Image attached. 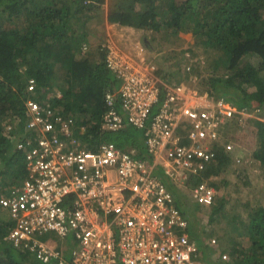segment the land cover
Listing matches in <instances>:
<instances>
[{"label":"built area","instance_id":"built-area-1","mask_svg":"<svg viewBox=\"0 0 264 264\" xmlns=\"http://www.w3.org/2000/svg\"><path fill=\"white\" fill-rule=\"evenodd\" d=\"M105 48L118 88L104 94L100 131L140 132L145 154L101 139L89 146L78 138L76 118L26 99L17 150L27 174L20 184L0 188V211L11 223L6 239L37 264H204L188 220L155 172L161 168L183 186L206 169L215 157L212 145L221 143V130L237 110L206 91L170 84L155 65L111 42ZM34 87L29 79L27 91ZM179 127L186 130L181 137ZM220 145L233 151L231 143ZM207 180L191 188L192 199L204 206L215 196ZM50 236L71 242L68 258ZM200 242L216 245L205 237ZM211 259L228 263L231 257L225 252Z\"/></svg>","mask_w":264,"mask_h":264},{"label":"trees","instance_id":"trees-1","mask_svg":"<svg viewBox=\"0 0 264 264\" xmlns=\"http://www.w3.org/2000/svg\"><path fill=\"white\" fill-rule=\"evenodd\" d=\"M165 1V9L160 11L161 0H0V188L20 184L27 174L22 153L17 150V139L25 133L26 99L43 106L61 107L77 119L79 115L85 118V131L80 138L89 146H95L101 139L118 147L134 146L139 154H145L140 137L131 130L117 133L99 130L105 111L104 94L114 89L107 74H113L107 67L106 40L92 49L85 26L88 18L106 5L113 12L108 14L110 22L151 33L168 26L174 36L191 33L194 44L188 50L193 55L199 51L207 53V65L200 67L193 62L190 70H185L187 63L181 61L177 78L174 76L172 81L192 86L190 80L201 77L197 83L200 91L208 92L214 99L224 98L236 108L235 115L221 130L226 139L233 128L246 120L240 112L256 113L248 117L249 129L257 137L251 162L257 161V181L262 184V191L258 192L260 195L264 192V0ZM143 45L150 48L149 42L144 41ZM29 79L34 80L35 86L31 93L27 91ZM212 147L215 155L212 163L182 186L191 193L192 187L209 179L208 185L215 190L210 206L183 195L167 177L155 172L172 196L176 209L189 223L194 210H209L208 222L210 219L212 222L215 213L223 210V201L217 200L216 192L226 188L234 178L245 185L251 182L249 163L234 164L230 153L216 144ZM220 172L225 174L224 178L213 180ZM256 198L250 196L252 202L243 205L248 219L243 224L244 234L235 227L239 216L233 214L226 220L238 240L252 238L246 249L232 251L234 264H264V204ZM190 200L196 203L195 209L189 210L183 204ZM10 225L0 221V264H30L31 257L15 250L7 241ZM188 232L199 248L203 247L190 227ZM208 257L209 261L202 255L204 264L230 263L213 262L209 252Z\"/></svg>","mask_w":264,"mask_h":264},{"label":"rangeland","instance_id":"rangeland-1","mask_svg":"<svg viewBox=\"0 0 264 264\" xmlns=\"http://www.w3.org/2000/svg\"><path fill=\"white\" fill-rule=\"evenodd\" d=\"M174 1L176 3H180L182 0H174ZM165 2H166L165 0H161L159 7H162L163 9H159L160 11L165 9ZM160 16L161 18H165L163 14H161ZM169 28L170 26L164 27L160 32L151 34V38H152L151 44L153 43L154 47L156 48V52H154L153 54L156 56L154 60L155 64L153 65H155L157 69L159 68L161 72V76L163 78H165L164 73H168V76L171 79H174V76L177 78L176 73L178 69H181L179 68L181 63L184 65L185 63L187 64H191L193 62L194 64L199 63L200 67L207 65V62H206L207 53H203L199 51L196 55H193L191 51L189 52L188 50L189 47L194 44L193 43L194 38L189 31L187 33H177L176 36H174L172 35V32L170 31ZM134 32H135L134 34L135 40H138L139 42H141L143 37L147 39H149L148 37H150L148 36V34L145 35L146 32H143V31L135 30ZM142 44L136 46L135 58L138 61H139V57L142 60L145 59L144 52H143L144 50L141 51L140 54H138V51H140L141 48L143 49ZM186 52L189 53L191 60L190 59L183 60V55ZM107 75L110 76L111 81L115 82V77L113 75L109 73ZM202 75L205 77L206 74L202 73ZM200 79L201 77L199 78V80ZM166 80H168L170 84H174L169 79L166 78ZM199 80H196V79L190 80L192 82V86L190 87L201 89L197 85ZM113 87L114 89H117L118 84L113 83ZM254 116H256V113H253V112L245 114L244 118L246 120H244L240 126H237V128H233L234 130L230 134V138L234 143L233 144L234 152L239 154L238 156H241L242 158H244V160L248 161V162L246 161L247 163H249L247 167L249 170V177L251 179V182L245 185L244 183L239 181L237 178H234L232 182H229V183L226 182L227 183L226 185H228L226 188L224 189L220 188L216 192L217 200L219 201L221 199V201H223V204H221V207L223 206V210L221 211V213L219 212L214 217V220L212 222L210 221L211 219L208 222V219L210 218L209 210H200V211L194 210L192 214H190L191 217L189 221L191 222L192 228L195 230L193 232H195L198 238H200L199 240H202L204 237L208 239L215 237L214 239L217 243L218 242L217 237H218L224 240V243L230 244V247L228 250L231 253L232 251H234V249L237 250V248L246 249L252 242V238L250 236H247V237H243L241 240H238V236H236L235 232L232 231V229L228 226V224L226 223V220H228L233 214L236 216H239V219H238L239 222L237 223L238 226L236 225L235 227H238L241 233L244 234L243 224L248 219H246V215H245L246 213L243 208V205L245 204L246 201L252 202L253 199L251 200L249 199L250 196L252 195L258 196V198H256L258 202L260 204H264V192H262L261 195L258 192V191L260 192L262 191V184H260V182L257 181L258 171L255 170L257 161L251 162L252 155L256 147L255 145H256L257 137L255 136V133H253L254 132L253 129L252 128H250L252 130L249 129L250 126L248 123V117L251 118ZM13 124H15L14 121H13ZM83 127H85L84 124H83ZM178 133L180 135H185L186 130H184V128L182 127H179ZM136 135L140 137L139 133H136ZM157 171L159 175L163 177V174H164L163 170L159 168ZM224 176H225L224 173L222 172L220 174L218 173L217 176L213 180L215 181L222 180ZM169 183H171L172 186L176 188L178 191L183 193V195L187 196L188 194L189 198H192L191 193L184 190L182 186L176 184L173 180L169 179ZM190 201L187 206L191 208L196 207V203H193L192 201L191 202ZM5 216L8 219L7 213L4 211H0V221L2 220L5 221L6 220ZM50 237L52 239H55L54 242L58 241L54 236H50ZM31 261L32 262L30 264H36L33 260ZM229 264H234V259L231 258V261Z\"/></svg>","mask_w":264,"mask_h":264},{"label":"crops","instance_id":"crops-1","mask_svg":"<svg viewBox=\"0 0 264 264\" xmlns=\"http://www.w3.org/2000/svg\"><path fill=\"white\" fill-rule=\"evenodd\" d=\"M112 13H113L112 11L108 10V7L106 8V10L103 7L99 11H95L88 18L85 28H86V31L88 32V42L90 43L89 45L93 47L92 49L98 47L99 43L101 41L104 42L106 40L105 42H112L114 44V46L116 45L117 48L120 51H122L123 53L129 55L132 58H135V56H136V46H138V45L142 44L144 41H146V42H149L150 48H148L147 45L144 46L142 44L143 50H144L143 52H144L145 59L147 58L146 60L145 59L144 60H145L146 63L155 64L154 60H155L156 56L153 55V54H154V52H156V48L154 47L153 43L151 44V39H152L151 38V34L152 33L147 31L145 33V35L148 34V36H150V37H148L149 39L143 37L141 42H139L138 40H135V37H134V34H135L134 31L138 30V29H135L136 27H134L132 25H122V26H119V27H116V25H113L112 27H115V28L112 29V28L109 27V25L107 23H105V20L107 22H109V23H117V22H110L108 20V14H112ZM134 13H136V12H134ZM139 14H142V13H139ZM139 31H142V30L139 29ZM143 32H145V31H143ZM184 56H186V58L191 60L188 52H186L183 55V57ZM157 72H158V75L161 77V79H163L165 81H167L166 78L169 79V80L171 79L168 76V73H164L165 78H163L161 76V72H160L159 68L157 69ZM171 82L174 83L172 85L184 84L186 86H191V85H188V83H184L183 81L177 82V81H172V79H171ZM183 204H185L187 209L190 210V207L187 206L189 204V202L183 203ZM215 214L217 215L218 212L215 213ZM210 215H211V213H210ZM5 221L7 223H10V220H9V218L7 219V217H6ZM192 231H195V230L192 228L191 222H190V232H192ZM212 238H215V237H212ZM52 241L54 242L55 239H52ZM217 241L218 242L214 246L208 245V244H206V242H204V245H202V243H201V245L203 247H200L199 249L205 250L203 256H205L206 260L209 261L208 252L210 254H212V255H214V254L217 255L220 252H222V253L227 252V253H229L231 255V252L228 250L229 247H230V244L229 243H224V240H222V239H220L218 237H217ZM55 243L57 244V247L59 249L62 248V250H64V254H65L66 258H68L70 249L73 246L71 244V242L69 240L61 241V242L58 240ZM202 262H203V260H202Z\"/></svg>","mask_w":264,"mask_h":264},{"label":"clouds","instance_id":"clouds-1","mask_svg":"<svg viewBox=\"0 0 264 264\" xmlns=\"http://www.w3.org/2000/svg\"><path fill=\"white\" fill-rule=\"evenodd\" d=\"M104 8H105V10H106V8H107V6L106 5H104ZM105 23H107L108 25H109V27L110 28H112V29H114L115 27H112L113 25H116V27H119V26H122L121 24H119V23H109V22H107L106 20H105ZM135 29H138V28H135ZM139 30V29H138ZM107 43V42H106ZM112 43V42H111ZM112 45H114L113 43H112ZM115 48H117V46L115 45L114 46ZM118 49V48H117ZM142 49V48H141ZM119 50V49H118ZM120 51V50H119ZM142 51H143V49H142ZM122 52V51H121ZM140 52H141V50L140 51H138V54H140ZM136 59V58H135ZM137 60V59H136ZM139 60H140V57H139ZM143 61H145L144 59H143ZM187 66H189V68H190V64H188ZM190 70V69H189ZM114 83V82H113ZM113 85V84H112ZM228 102V101H227ZM229 103V102H228ZM231 104V103H230ZM232 105V104H231ZM233 106V105H232ZM61 108V107H60ZM65 112V111H64ZM66 114H68V113H66ZM69 115H71V116H73L74 118H76V116H74V115H72V114H69ZM77 119V118H76ZM84 119L85 118H83V117H81L80 115L78 116V119H77V121H79L80 122V132H78V138H80L81 136H82V134H83V132L85 131V128L83 127V121H84ZM99 130H100V125H99ZM129 130H131V129H129ZM132 132H134L135 134L136 133H139L140 134V132H138V131H133V130H131ZM101 133H103V132H101ZM117 133V132H116ZM140 137H141V134H140ZM80 140H82L81 138H80ZM140 140V142L143 144V141H142V138H140L139 139ZM83 141V140H82ZM221 143H223V144H226V143H231L232 145L234 144L233 143V141L231 140V138H230V135L228 136V138L226 139V136H225V133H222L221 134V141H220ZM220 143V144H221ZM88 144V143H87ZM215 144V143H214ZM213 144V145H214ZM220 144H216L217 146H219V147H222V149L224 150V148H223V146L222 145H220ZM127 146H130V145H127ZM132 147H134V146H132ZM144 147V146H143ZM135 148V147H134ZM213 148V147H212ZM233 148H234V145H233ZM89 149V148H88ZM225 151V150H224ZM227 153H230V155H232L233 157H232V159H234V157H239L240 158V163H246V161L247 160H244V158H242L241 156H238L239 154H237V153H235L234 152V150L233 151H231V152H227ZM248 162V161H247ZM233 163L234 164H236L235 162H234V160H233ZM240 163H238V164H240ZM237 164V165H238ZM221 173V172H220ZM219 173V174H220ZM163 177H165V175H163ZM189 227H190V223H189ZM189 227H188V230H189ZM189 233V232H188ZM189 235H190V233H189ZM206 238V237H205ZM211 239H214V238H211ZM220 253H222V252H220ZM227 253V252H226ZM229 254V253H228ZM230 255V254H229ZM211 256H212V254H211ZM230 257H231V255H230ZM212 260V259H211ZM231 261V260H230ZM37 264V263H36Z\"/></svg>","mask_w":264,"mask_h":264}]
</instances>
